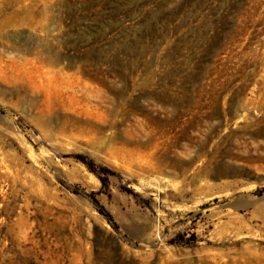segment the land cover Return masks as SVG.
Listing matches in <instances>:
<instances>
[{"label":"rangeland","instance_id":"1","mask_svg":"<svg viewBox=\"0 0 264 264\" xmlns=\"http://www.w3.org/2000/svg\"><path fill=\"white\" fill-rule=\"evenodd\" d=\"M0 264H264V0H0Z\"/></svg>","mask_w":264,"mask_h":264}]
</instances>
